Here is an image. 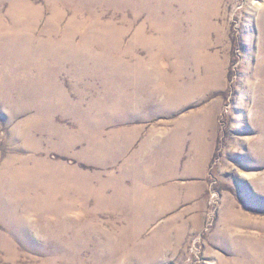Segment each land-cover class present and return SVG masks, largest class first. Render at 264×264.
<instances>
[{"label": "rangeland", "instance_id": "1", "mask_svg": "<svg viewBox=\"0 0 264 264\" xmlns=\"http://www.w3.org/2000/svg\"><path fill=\"white\" fill-rule=\"evenodd\" d=\"M81 1L0 0V264H264V0H217L208 91L161 52L172 4Z\"/></svg>", "mask_w": 264, "mask_h": 264}, {"label": "bare ground", "instance_id": "2", "mask_svg": "<svg viewBox=\"0 0 264 264\" xmlns=\"http://www.w3.org/2000/svg\"><path fill=\"white\" fill-rule=\"evenodd\" d=\"M29 1L30 0H14V2L11 3V9L9 10L12 14V16L14 18H12L13 20L11 21H14L15 17H18L20 18L21 15L24 16V17H28L29 16V12L30 9H29ZM52 1V0H51ZM84 3L89 6H94V10L96 8H98L96 6V3L98 0H83ZM105 1L106 3H108V1L114 4H116L117 2L115 0H103ZM135 1V0H134ZM164 3L168 2L170 3V5L172 4V11H174L175 14H177V18H181L180 20L178 21H185L184 22V25H182V22H180L178 24V26L174 29H172V32L173 34H171L169 32V28L171 29V25L170 23H165L162 27L158 26V31L160 33V35L162 36V40H161V43H160V46H161V52L163 53V55H165V58L169 57V56H173L175 57V59L178 57L179 58V63H176L178 65L181 66V69L182 67L186 66V60L185 58L186 57H189L190 59V62L192 63L191 67H193L196 71H197V68L200 67V65H204L205 66V69H206V73L205 75L203 76L206 80H204V82L206 83V88H205V91H208L207 89V86H215L217 83L221 82V79H222V74H223V68H224V63L225 61L223 60H220V54H219V51L217 50H214V51H210V47L213 45V43H211V37L209 35V33L211 32V30H218V29H222L221 28V25L219 24H215L213 22V19L214 17L216 16V8L218 7V1L217 0H172V3L171 1L169 0H162ZM76 2L78 4H80V2H82L81 0H76ZM131 2V0H130ZM142 2V1H141ZM140 2V3H141ZM175 2V3H174ZM75 3V2H74ZM100 3V2H99ZM135 3V2H134ZM133 3V5H134ZM139 3V4H140ZM146 3V2H144ZM176 6V11L174 10V5ZM76 4V3H75ZM152 4V3H151ZM221 4V3H220ZM168 5V4H167ZM77 6V5H76ZM106 6V5H105ZM135 6V5H134ZM148 6V5H146ZM31 7V6H30ZM157 7V6H156ZM53 8V7H52ZM55 8V7H54ZM58 8V7H57ZM29 9V10H28ZM32 10V9H31ZM157 10V9H156ZM52 11V10H51ZM54 11V10H53ZM101 11V10H100ZM218 11H219V8H218ZM33 12V11H32ZM35 12V11H34ZM33 12V13H34ZM125 12V11H124ZM8 13V14H9ZM32 13V14H33ZM52 13V12H51ZM96 13H99L96 11ZM53 14V13H52ZM154 14V13H153ZM54 15V14H53ZM56 15V13H55ZM171 15V14H170ZM20 16V17H19ZM38 16V14L36 15ZM23 17V18H24ZM31 17V16H30ZM262 19L261 21L258 22V29H261L259 30L260 33H262L264 31V13L262 14ZM1 18V17H0ZM16 18V19H18ZM33 18V17H32ZM39 18V17H38ZM61 18V17H60ZM22 19V18H21ZM25 19V23L24 24H30V19L28 18H24ZM23 19V20H24ZM55 19V18H54ZM19 20V19H18ZM33 20H36V19H33ZM217 20V19H216ZM16 21V20H15ZM59 22V20H57ZM56 21V22H57ZM165 22V21H164ZM222 22V21H221ZM17 23V22H14V24ZM13 24V22H12ZM18 24H21V23H17ZM33 24L35 25V22H33ZM32 24V25H33ZM75 24V23H74ZM33 25V26H34ZM20 26V25H19ZM23 26V25H22ZM26 26V27H28ZM31 26V25H30ZM73 26V25H72ZM165 26V28H164ZM25 27V29H26ZM74 27V26H73ZM18 28V27H16ZM15 28V29H16ZM29 28V27H28ZM92 28V27H91ZM95 28V27H94ZM24 29V28H23ZM30 29V28H29ZM100 29V28H99ZM1 30H2V27H1ZM5 29H3L4 31ZM33 30V28H32ZM20 31H22L20 29ZM19 31V33H20ZM94 31V30H93ZM104 30H102L103 32ZM223 31V30H222ZM6 32V31H5ZM18 32V31H17ZM244 32V31H243ZM22 33V32H21ZM28 33V32H26ZM1 34V33H0ZM12 34V33H11ZM29 34V33H28ZM52 34V33H51ZM63 34V33H62ZM95 34V33H94ZM98 34V33H97ZM211 34V33H210ZM219 34V33H217ZM27 35V34H26ZM25 35V36H26ZM32 36V34H30ZM168 35H172L173 38H170V37H167ZM222 32L219 34V36H217V40H220L222 36ZM262 35V34H261ZM260 35V36H261ZM16 36V35H15ZM14 36V37H15ZM75 36V35H74ZM74 36L72 38V40L74 41ZM13 37V38H14ZM18 37V36H17ZM27 37V36H26ZM42 37V36H41ZM56 38V37H55ZM257 38V37H256ZM261 38V37H260ZM10 39V38H9ZM29 40V39H28ZM36 40V39H35ZM85 40V39H84ZM88 40V39H87ZM250 41L249 39H247V37L245 38V41ZM69 40L67 41H63V42H60L61 43V48H70V43H72L71 41L68 42ZM258 41V40H257ZM263 43H264V35H263ZM2 42V41H1ZM38 42V40H37ZM251 42V41H250ZM31 43L24 40L23 41H17L16 44L15 42L13 41H9V42H6L5 45L9 46H13V45H17L19 47H26V46H29ZM59 43V44H60ZM81 43V42H80ZM84 43V42H83ZM115 43V42H114ZM217 44L219 42H216ZM43 44V43H42ZM41 44V45H42ZM47 44V43H46ZM248 44V43H247ZM35 45V47H39V43H35L33 44ZM84 45V44H83ZM95 45V44H94ZM250 45V44H249ZM44 46V45H43ZM51 46V45H50ZM56 44L52 45L51 47L55 48ZM6 47V46H5ZM31 47V46H30ZM76 47V46H75ZM79 47V46H78ZM116 47V46H115ZM258 49H257V53L260 54V53H263V48H262V45L259 43V46H257ZM9 48V47H8ZM13 48V47H12ZM29 48V47H28ZM52 48V49H53ZM188 50H187V49ZM7 49V48H6ZM26 49V48H25ZM41 49V48H40ZM60 49V48H59ZM71 49V48H70ZM187 52V53H186ZM255 54H256V51H255ZM264 54V53H263ZM220 55V56H219ZM247 55V54H246ZM251 57V56H250ZM249 57V58H250ZM258 58V57H257ZM247 59V58H246ZM241 61V60H240ZM243 61V60H242ZM189 62V61H188ZM187 62V65L189 66L190 63ZM244 62V61H243ZM245 63H247V61H245ZM260 64H264V55L262 58H260V61H259ZM175 64V65H176ZM248 64V63H247ZM255 64V63H254ZM179 66V67H180ZM250 66V65H248ZM247 66V67H248ZM246 67V68H247ZM254 69V68H253ZM14 72V71H13ZM18 72V71H17ZM181 72V71H180ZM254 74V73H253ZM253 76V75H252ZM17 76H15L16 78ZM178 77H182V73H179V76ZM258 77V76H257ZM197 80V79H196ZM11 82V81H10ZM6 86V85H5ZM1 99V98H0ZM27 110V109H26ZM18 111V110H17ZM16 114V113H15ZM27 125V124H26ZM33 126V125H32ZM32 136V135H31ZM62 137V136H61ZM67 139V138H66ZM63 140H64V137H63ZM26 148L28 147L30 149V151H32V153H34L33 151H36V147L33 146V142L32 141H28L26 143ZM69 146V143L67 140H65V147ZM39 147V146H38ZM68 148V147H67ZM31 153V152H30ZM35 155V154H34ZM33 155H29L27 157H21V156H16L14 157L12 160H11V164H13L14 162H17L19 163V167H17L16 169L13 168V170H9L10 172H7V174H9V177L10 179L12 177H18L20 179H30L31 176L33 174H35V169L31 171V167L27 165V161L30 160L34 161V157H32ZM32 166V165H31ZM15 167V166H13ZM30 167V168H28ZM8 168V167H7ZM42 171V169H39ZM48 171V170H47ZM54 173V172H53ZM5 175V172L3 173ZM8 177V176H7ZM46 177V176H45ZM7 179V178H6ZM44 181V180H43ZM14 182V181H13ZM36 182V181H35ZM9 183V182H8ZM30 184V183H29ZM41 184V183H40ZM43 184V183H42ZM12 185V183H11ZM45 185V184H44ZM10 186V185H9ZM42 186V185H41ZM44 187V186H43ZM5 188V187H4ZM10 188V187H8ZM34 188V187H33ZM42 188V187H40ZM3 189V188H2ZM25 189V188H24ZM32 189V188H31ZM4 190V189H3ZM9 190V189H8ZM17 191V190H16ZM22 191V190H21ZM19 191V192H21ZM18 192V193H19ZM35 192V191H34ZM43 192H44V189H43ZM22 193V192H21ZM25 193V192H24ZM23 193V194H24ZM33 193V192H32ZM9 194V193H8ZM7 194V195H8ZM14 194V193H13ZM27 194V193H26ZM10 195V194H9ZM18 195V194H17ZM22 195V194H21ZM19 194V196H21ZM32 195V194H31ZM24 196V195H23ZM40 196V195H39ZM7 197V196H6ZM12 197V196H11ZM29 197V196H28ZM45 197V196H44ZM22 198V197H21ZM25 198V196H24ZM10 199V198H9ZM12 199V198H11ZM23 199V198H22ZM39 199V198H38ZM6 200V199H5ZM19 200V198H18ZM24 200V199H23ZM36 200V199H35ZM10 201V200H9ZM43 201V200H42ZM24 202V201H23ZM40 202V201H39ZM15 203V202H14ZM25 203V202H24ZM23 203V204H24ZM29 203V202H28ZM37 203V202H36ZM42 203V202H41ZM50 204V203H49ZM12 205V203H11ZM44 205H47V204H44ZM23 206V205H22ZM27 206V205H26ZM37 207V206H36ZM29 208V206H28ZM27 208V209H28ZM39 208V207H38ZM41 209V207L39 208V210ZM28 211V210H27ZM37 211V210H36ZM13 212V211H12ZM18 212V211H17ZM29 212H32V211H29ZM34 212V211H33ZM37 213V212H36ZM27 214V213H26ZM29 214V213H28ZM25 215V216H29V215ZM31 214V213H30ZM12 215V213H11ZM23 215V214H22ZM17 218V217H16ZM13 219V218H12ZM29 219V218H26L24 216H19V220H17V222H21V223H25L26 220ZM30 221V220H28ZM28 224V223H27ZM8 225V224H7ZM25 227V226H24ZM16 228V227H15ZM28 228V227H27ZM1 238V237H0ZM6 252V251H5ZM5 254V253H4ZM8 254V253H6ZM14 256V255H13Z\"/></svg>", "mask_w": 264, "mask_h": 264}]
</instances>
